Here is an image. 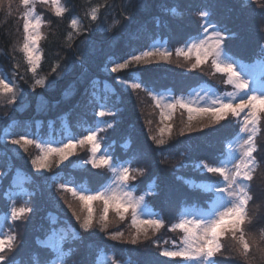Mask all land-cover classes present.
I'll list each match as a JSON object with an SVG mask.
<instances>
[{"label": "trees", "instance_id": "16d2710c", "mask_svg": "<svg viewBox=\"0 0 264 264\" xmlns=\"http://www.w3.org/2000/svg\"><path fill=\"white\" fill-rule=\"evenodd\" d=\"M96 1H100L98 3ZM67 11L63 17H56L49 4L37 3L36 12L43 16L45 23L40 41L41 65L37 77H47L44 85L33 87V74L23 54L22 12L19 0H12L9 15L0 9V77L14 82L17 100L9 104L7 97L0 98V215L16 206L31 209L24 218L16 221L4 220V230L17 236L16 248L6 253L7 264H48L55 253L39 239L45 238L52 230L64 227L67 235L62 243L65 253L64 264H112L111 260L101 262V251L113 254L119 264H180V258L170 259L160 253L164 248H172L173 241L180 243L182 233L170 231L176 222L178 212L187 206L205 208L213 195L201 189L198 183L219 181L217 174L198 170L199 161L215 164L221 157L226 143L239 131L236 118L229 117L220 124H209L207 119L193 122V131L180 130L187 124V113L177 108L170 123L171 136L164 134L165 144L156 145L153 135L160 138L158 129L162 127L160 109L148 95V91L173 90L186 93L198 84H206L218 89L231 87L223 83L225 77L213 75L210 61L201 68L191 70L192 60L182 65L174 63H153L112 73L110 66L122 62L125 57L144 49L153 40L160 38L174 50L184 44L189 37L202 29L198 13L205 10L208 20L225 33V47L236 61H252L262 57L264 45V0H62ZM189 10L187 16H177L180 6ZM100 8L99 18L91 21L88 12ZM175 10V11H173ZM77 17L83 28L77 35L70 28V20ZM109 26V27H108ZM108 27V28H107ZM73 32L71 40L67 34ZM19 65V67H17ZM58 66V67H57ZM53 67L57 71L53 72ZM137 76L143 88L132 91L124 87L117 78L129 79ZM107 80L111 86L101 85ZM147 89L148 91H146ZM100 105L108 108L114 115L104 118L112 127L99 133L102 144L114 158L128 161L132 169L143 170L133 173L137 176L131 185L140 193L147 188L146 202L151 210L163 218L165 226L158 232L149 230L148 238L141 235L137 244L130 243L136 231L131 223L130 213L121 221L109 211L108 231H122L123 241L112 240L99 226L85 232L73 216V210L82 218L80 202L65 193L55 197L58 185L82 183L96 189L109 174L107 169H96L91 164H77L88 155V145L77 149L75 154L51 171L37 174L30 163L33 152L14 155L11 142H2L1 131L9 126L10 132L21 134L28 129L35 130V122L42 123L40 131L46 130L48 122L58 125L64 118L71 131H85L94 123L95 111ZM107 111V110H106ZM12 121V124H8ZM151 121V123H149ZM198 124L207 125L198 129ZM258 145H264V125L257 137ZM5 147L7 149H5ZM34 150L36 149L32 146ZM32 150V149H31ZM176 153L183 159L173 160ZM152 159L147 160L150 156ZM254 155L260 162L254 180L251 182L253 201L249 203L248 214L251 222L245 226L246 232L259 238L264 230V149ZM172 160H168V159ZM78 160V161H77ZM20 168L29 179L26 183L28 193L9 196L13 188L15 171ZM60 170L59 176L50 173ZM108 172V173H107ZM59 191V190H58ZM68 193V192H67ZM63 196L74 200L71 209L58 203ZM7 202V203H6ZM94 219L99 221L102 202L94 201ZM46 223V225H45ZM225 248L215 257L217 264H244L233 247L230 238L222 239ZM102 253V252H101ZM251 255H256L254 252ZM254 264H259V257Z\"/></svg>", "mask_w": 264, "mask_h": 264}, {"label": "snow or ice", "instance_id": "6c2138e0", "mask_svg": "<svg viewBox=\"0 0 264 264\" xmlns=\"http://www.w3.org/2000/svg\"><path fill=\"white\" fill-rule=\"evenodd\" d=\"M23 6L22 12V44L19 51L23 54L28 66L27 70L33 74V87L44 85L47 77H37V70L41 65L42 52L40 41L44 38L41 28L45 23L43 16L37 14V3L49 4L56 17H63L67 8L61 0H19ZM10 15L12 12V0H0V9H4ZM100 8L94 7L87 13L91 21L99 18ZM175 11V10H173ZM199 17L204 20L202 33L190 42H186L184 47L174 50L177 57L185 60H192L190 69L201 68L202 65L211 63L212 74L217 73L225 77L223 83L230 85L232 91L223 93L213 92L212 95L205 93L200 100L207 99L203 104L183 96H177L165 101L152 91L148 95L155 101V106L160 109V120L169 121L177 108L185 110L187 113V124L180 130L183 135L185 131H193V122L207 119L209 124H220L227 121L229 117L236 118L239 123V131L232 140H229L224 151L215 164L199 161L195 167L206 173L217 174L221 180L210 184L200 185L201 189L214 196L211 206L207 211L183 212L177 222L170 225V231L179 230L182 233L180 243L173 241V247L164 248L160 253L162 256L175 259L180 258V264H217L215 257L222 252L225 244L222 239L230 238L238 257L244 264H254L259 257V264H264V230L259 238L249 236L246 238L245 226L251 222L248 214V206L253 201L251 182L254 180L260 162L254 155L264 149V145H258L257 137L261 134V127L264 125V59L251 64L237 62L229 55L225 47V33L218 29L208 20L209 13L201 11ZM70 28L79 35L81 31H88L83 28L80 20L73 17L70 20ZM209 29H212L209 32ZM73 32L67 34V39L71 40ZM173 52L167 48L151 47L135 54H130L122 62H115L110 68L112 73H119L123 70L136 68L153 63H170ZM19 67V65H17ZM58 67V66H57ZM57 67L52 71L56 72ZM120 83L129 87L132 91L143 88L141 81L130 77L129 79L117 78ZM199 95V93H197ZM7 97V103L12 104L17 100L18 91L14 82L5 77H0V98ZM96 116L104 118L114 115L105 111L102 107L95 113ZM151 123V121H149ZM207 125L198 124V129ZM112 127L107 121H101L95 127L86 129L87 134L80 137H69L66 143L53 146L52 143L30 138L27 134L12 138L11 143L19 146L25 153L30 146L39 150V155L32 157L31 165L37 171H51L53 165L57 167L69 157L73 156L78 147L89 146L90 156L83 161L84 164H91L96 169H107L111 173L110 180L102 185L98 190H92L86 186H70V182L61 183L58 189L71 193L72 197L80 202L82 210H86L83 218L73 210L75 220L79 222V228L85 232L99 226L100 230L106 232L115 241H123L122 231L109 232V211L123 221L130 213L131 223L136 231L132 234L130 243L137 244L141 235L148 238L149 230L158 232L165 226L163 218H156L145 202V196H136L135 189L131 181H135L137 176L133 173L143 170L132 169L124 163L117 162L112 154L107 150H102L103 138L99 135ZM173 125L164 124L158 129L160 138L153 135L151 139L156 145H164V134L169 137L172 133ZM102 202V213L99 221L94 219L93 202ZM71 209L72 205L68 204ZM31 209L26 206L17 207L15 202L10 208V215L6 218L12 221L25 217ZM147 217V218H144ZM65 235H60L54 229L47 241H42L46 247L55 253V258L48 261V264H64L65 253L62 250V243ZM17 236L11 230L0 232V264H7L6 253H11L16 248ZM255 249L256 255H251ZM112 264H119L113 256L110 258Z\"/></svg>", "mask_w": 264, "mask_h": 264}, {"label": "rangeland", "instance_id": "374dc122", "mask_svg": "<svg viewBox=\"0 0 264 264\" xmlns=\"http://www.w3.org/2000/svg\"><path fill=\"white\" fill-rule=\"evenodd\" d=\"M104 1V0H103ZM98 3H101L100 1H96ZM61 3L63 4L62 0H61ZM64 5V4H63ZM52 9V8H51ZM180 10L181 12H178V11H175V14L177 16H187V12L185 10H189L187 7H184V5L180 6ZM205 11V10H203ZM204 24V22H203ZM202 24V25H203ZM82 25V24H81ZM83 26V25H82ZM109 27V26H108ZM107 27V28H108ZM203 31V28L202 29H198V33H196L195 35H193L192 37H189L188 40L186 42H190L192 41L193 39H196ZM212 29H209V32H211ZM186 42L184 44H182L181 46L177 47V48H180V47H184ZM151 47H161V48H167L168 50L172 51L171 47L162 39H156L154 40L151 44H149L148 46H145L144 49H140V51L142 50H145V49H148V48H151ZM139 51H136V53H138ZM173 52V51H172ZM127 58V57H125ZM124 58V59H125ZM261 59H264V45H263V54H262V57L260 58H257L254 62L258 61V60H261ZM171 60L174 62V63H179V65H182L186 62V60L183 58V57H177L175 55V52H173V55H172V58ZM237 62H240V63H244V64H251V63H254V62H251V61H248V62H244V61H237ZM113 66V64L110 66V68ZM110 68L108 70H110ZM135 80L139 81L138 80V77L137 76H134L133 77ZM124 79V78H123ZM119 80V79H118ZM103 83L101 85H103L104 87H108V86H111L109 84V82H107V80H102ZM118 83H120V80L117 81ZM122 84V83H121ZM124 87H127L125 86L124 84H122ZM226 91H232V87H225L224 89H218L216 87H212V86H209V85H204V84H198L197 86L191 88L189 91H187L186 93H175L173 90H170V89H166V90H158V91H155L153 93L157 94L158 96H161L164 98L165 101L167 100H170L174 97H177V96H183L184 98L186 99H192L194 101H198L200 104H203L205 102V100L207 99V97H205V100H200V97L201 96H205V93H207L209 96L212 95L213 92H216V93H223V92H226ZM197 93H199V95H197ZM104 108V110L108 111V108H106L105 106H102L100 105L99 107H97L96 112L100 111L101 108ZM186 112V111H185ZM106 121L105 118H100L98 116L95 115V120H94V123L92 125H90L89 127L85 128V131H81L79 133H75L73 131L70 130L69 128V125L67 123V121L62 118L60 123L58 125H55L54 122H48L47 125H46V130L45 131H40L39 128L41 127V122L40 121H36L35 122V127L36 129L34 131H27L25 133H22V134H15L10 132L8 127L9 126H6L2 129L1 131V139H2V142H5L7 143V141H11L12 138H17L19 137L20 135H24V134H27L30 138H34V139H38V140H41L42 142H49V143H52L53 146H59V144L61 143H66L67 142V139L69 137H80V136H83V135H86L87 134V131L86 129L90 128V127H95L97 124L101 123V121ZM167 123H170V120L169 121H163V124H167ZM9 125L12 124V121L8 123ZM11 147V151L14 155H17V154H20L22 152H24L22 149L19 148V146L17 145H14V144H11L10 145ZM89 147V146H88ZM30 152L32 151L33 152V157L36 156V155H39V150L38 149H35L30 146ZM81 147H78L77 149L79 150ZM83 148V147H82ZM225 148V146H224ZM5 149H7L5 147ZM32 149V150H31ZM89 149V148H88ZM102 150H107L109 153L110 151L107 149V147H105L103 144H102ZM31 152V153H32ZM111 154V153H110ZM90 156V152H88V155L84 156V159L81 160V161H78V165L79 164H84L83 161L87 160ZM150 156V155H149ZM70 158V157H69ZM184 156L180 153H176L175 155V158H173V160H180L183 159ZM152 159V156H150L149 158H147L148 161H150ZM168 159V158H167ZM168 160H172V159H168ZM219 160V159H218ZM117 162H120V163H124L126 164L127 166L128 165V161H121V160H117ZM218 162V161H217ZM216 162V163H217ZM64 163V162H63ZM31 165V163H30ZM61 165V164H60ZM32 169L34 170L35 173L37 174H41V173H45L47 171H37L32 165H31ZM108 173V172H107ZM6 172H2L1 171V174H0V177L3 178L5 176ZM51 176H59L60 173V170L58 171H55V172H52L50 173ZM108 177H109V180L111 178V173L109 172L108 174ZM0 178V180H1ZM12 179H13V188L10 190V193H9V196L10 197H13L10 202H12V200L15 198L14 195L16 194H21V195H24V194H27L28 193V187L26 186V183L28 182L27 180L29 179L28 175L26 174V172L20 168H18L14 175L12 176ZM222 179V178H221ZM108 180V181H109ZM107 181V182H108ZM106 182V183H107ZM212 182H216V181H210V182H200L198 184L200 185H203V184H210ZM105 184V183H104ZM103 184V185H104ZM78 185H81V186H86L84 184H70V186H78ZM102 186V185H101ZM101 186H98L96 189L94 190H98ZM87 187V186H86ZM57 189L54 193H55V197L56 196H59L60 194L62 193H65L67 194L68 196L72 197L71 193H67V192H63L62 190H59ZM135 195L136 196H141V195H144L146 196V192H142V193H138L136 190H135ZM74 198V197H73ZM214 199V198H213ZM59 204L65 206L67 209L68 208V204H73L74 203V200L73 199H70V198H66V196H63L62 199H58L57 200ZM213 201V200H212ZM212 201L211 203L207 206V208H204V209H197V208H194V207H191L189 208V206L185 207L184 209L180 210L176 216V222L179 218V216L183 213V212H197V210L199 211H207L208 208L211 206L212 204ZM145 202H146V198H145ZM7 203V202H6ZM147 203V202H146ZM148 205V204H147ZM12 206V205H11ZM10 206V208H11ZM23 206V205H21ZM148 208L151 210V208L149 207L148 205ZM152 211V210H151ZM153 212V211H152ZM94 213H95V209H94ZM154 213V212H153ZM6 214L10 215V209L7 213L5 214H2L0 215V232H6L4 230V219L6 218ZM156 218H159L157 214H155ZM144 218H147V217H144ZM46 225V223H45ZM57 231L58 234L60 235H67V229H65L64 227H60L58 229H55ZM53 231V230H52ZM51 231V233H52ZM50 233V234H51ZM251 232H246V238L251 236L250 234ZM50 234L43 238V239H39V241H47L48 240V237L50 236ZM182 236V235H181ZM177 244V243H176ZM179 244V243H178ZM63 248V246H62ZM102 252V253H101ZM98 255V260L101 261V262H105L107 260H109L111 257H113V254H109V253H105L103 251H101ZM253 252L255 254V249H253ZM124 264H130L128 261H126Z\"/></svg>", "mask_w": 264, "mask_h": 264}]
</instances>
